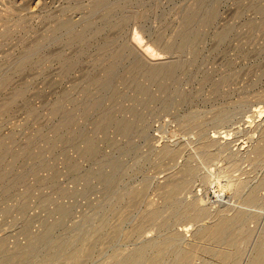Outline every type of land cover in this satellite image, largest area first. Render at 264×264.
I'll list each match as a JSON object with an SVG mask.
<instances>
[{"label": "rangeland", "instance_id": "374dc122", "mask_svg": "<svg viewBox=\"0 0 264 264\" xmlns=\"http://www.w3.org/2000/svg\"><path fill=\"white\" fill-rule=\"evenodd\" d=\"M0 35V263L228 264L199 235L239 216L236 264L264 247V0H0Z\"/></svg>", "mask_w": 264, "mask_h": 264}, {"label": "bare ground", "instance_id": "6f19581e", "mask_svg": "<svg viewBox=\"0 0 264 264\" xmlns=\"http://www.w3.org/2000/svg\"><path fill=\"white\" fill-rule=\"evenodd\" d=\"M5 29V28H4ZM2 33V32H1ZM4 36H7L8 33H4L3 34ZM83 35V34H81ZM80 34H77V35H74V38L75 39H79V38H83V36H81ZM1 37V35H0ZM3 38V37H1ZM83 40V39H82ZM79 41V40H77ZM136 42H139V39H137ZM185 45V44H184ZM183 47V46H182ZM155 55L153 56V59H154ZM156 58V57H155ZM153 63L151 64V69L150 71H148L147 73H143V76L145 77V79L147 81H159V79L163 82V81H167V77H169L170 75V72L166 70V72H164L162 70V62H160V59H155V60H151ZM156 61V62H155ZM165 66V65H164ZM111 75V70L107 73V76H110ZM164 83V82H163ZM140 90V93L145 95L147 93L146 89L143 88V86H139L138 88ZM160 91V90H159ZM163 91V90H162ZM58 109V108H56ZM263 111V110H262ZM260 112V111H259ZM100 123V122H99ZM111 122L107 121L106 118L103 119L101 121V123L99 124L98 126V130L102 131V132H105V130L107 129L108 125H110ZM65 124H69L68 122H66ZM118 130L125 134L131 127V123L127 120H123L121 122L118 123ZM4 145V144H3ZM4 147V146H3ZM2 148V147H1ZM0 148V150H1ZM84 151L85 152V155L89 156V157H94L96 155V153L98 151H96V148L93 146V144L91 142L86 141L85 142V145H84ZM255 148V147H254ZM252 154H255L257 157H259V159H261L260 157L261 156H264V140L261 141V143H259L256 148H255V151L254 153ZM252 156V155H251ZM254 157V156H253ZM252 157V158H253ZM256 157V158H257ZM258 159V160H259ZM193 171L192 170H187L186 171V174H191ZM175 187L174 189H171L170 190V193H172L171 191H176L177 189L180 188L176 186H173ZM72 192V191H71ZM71 194V193H69ZM72 196V194H71ZM253 197V196H252ZM255 200V199H252V201ZM251 201V200H250ZM190 209V208H189ZM187 211H189L187 209ZM193 211V209H192ZM189 213V212H187ZM155 216H150L148 218H146V220L148 221H152ZM240 217V216H239ZM238 217V218H239ZM238 218H236L237 220H231V221H225V222H221L220 224L216 225L215 227L211 228L210 229H206V230H202V233L199 235V237L202 239V240H211V241H216L218 245H221V246H225V249H215L216 251H212L209 250L204 252V253H208L209 255L213 256L212 258H216V259H220L221 261L223 262H227L228 264H236L238 258H240V250L237 249V242H238V237H243V238H247L248 237V230H244L242 228V231L240 233H236L235 231L233 232V230L235 229L236 226L239 227L238 225ZM241 219V218H240ZM224 221V220H223ZM59 222H61V219L59 220ZM240 222V220H239ZM58 223V221L56 222ZM55 223V224H56ZM237 231V230H236ZM201 232V231H200ZM239 232V231H238ZM236 233V234H235ZM242 238V239H243ZM42 239H44V237L42 238H39L38 240L36 241H41ZM241 239V240H242ZM245 241V240H244ZM211 243V242H210ZM222 243V244H221ZM239 243V242H238ZM216 244V245H217ZM242 244V243H241ZM262 244V243H261ZM1 245V244H0ZM240 245V244H239ZM238 245V246H239ZM214 246V245H213ZM263 246V245H261ZM1 247V246H0ZM165 245H161L159 248H158V252L159 253H162L165 251ZM215 247V246H214ZM240 248V247H239ZM207 249V248H206ZM214 250V249H213ZM35 251V250H34ZM33 251V252H34ZM241 251H243L241 249ZM81 252V251H80ZM145 249H141L139 250L138 252H136L134 255H131L129 256V258H127V260H125L123 263H120V264H139L141 261L144 260L145 258ZM256 254H254V258L253 260L249 263V264H264V247H260L257 249V251L255 252ZM161 255V254H160ZM126 258V257H125ZM161 258V257H160ZM77 260V259H76ZM215 260V259H214ZM144 262V261H143ZM146 262V261H145ZM156 262V260H155ZM210 263V262H209ZM0 264H10L9 261L7 262H2ZM141 264V263H140ZM176 264H192V257L190 255H183L181 256V258L179 259L178 263ZM206 264V263H205ZM213 264V262L211 263Z\"/></svg>", "mask_w": 264, "mask_h": 264}]
</instances>
